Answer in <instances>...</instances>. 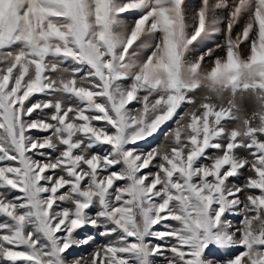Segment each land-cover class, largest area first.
I'll return each mask as SVG.
<instances>
[{
	"label": "snow or ice",
	"instance_id": "1",
	"mask_svg": "<svg viewBox=\"0 0 264 264\" xmlns=\"http://www.w3.org/2000/svg\"><path fill=\"white\" fill-rule=\"evenodd\" d=\"M0 218V264H264V0H0Z\"/></svg>",
	"mask_w": 264,
	"mask_h": 264
},
{
	"label": "rangeland",
	"instance_id": "2",
	"mask_svg": "<svg viewBox=\"0 0 264 264\" xmlns=\"http://www.w3.org/2000/svg\"><path fill=\"white\" fill-rule=\"evenodd\" d=\"M213 2H216V0H213ZM187 3H188V9H189V12L191 13V12H194V10L199 6V4H200V0H187ZM217 14H218V15H226V11H225V12H218ZM125 15H126V18H127V19H133V18H134V16H133L132 14H125ZM221 27H223V25H221ZM237 31H239V29H237ZM223 43H224V35H223V33H220V34H216V35H214V36L211 38L210 42H208V43L205 45V47H207V48H211V47L214 46V44H223ZM223 54H224L223 51H220V52L217 53L216 55L222 56ZM197 95H198V97H199V96L202 95V94H201V93H198ZM42 98H43V97H41V96H39V95L36 97V99H42ZM134 106H137V107H138V105H134ZM187 107H188V106L185 105V106L182 107L179 111H180V112H184L185 109H186ZM243 107H244V110L250 114L251 111H252L253 108H254V105H253L252 103H250V104H248V105H243ZM229 126L231 127V126H233V124L230 123ZM171 127H174V121L168 122V124H167V126L164 128V130L167 131V129H168V128H171ZM162 139H163V133H160L159 135L156 136L155 139L149 138V140H148L147 142H140V145H141V147L144 148V150H148V149H150L151 147H153V146L157 145L158 143H160V142L162 141ZM98 150H99V151H102V149H98ZM153 171H154V169H153ZM246 174H247V173L245 172V175H246ZM242 180H243V177H241V178H240L239 180H237L236 182L239 183V182H242ZM0 219H2V218H0ZM235 219L238 221V220H239V217H236ZM89 231H91V230H89ZM102 242H103L102 239L98 237V238H97V244H100V243H102ZM95 246H96V245H92L91 247H85V248H81V249H75V250L73 251V256H83V255H86L87 253L91 252L92 249H93Z\"/></svg>",
	"mask_w": 264,
	"mask_h": 264
},
{
	"label": "bare ground",
	"instance_id": "3",
	"mask_svg": "<svg viewBox=\"0 0 264 264\" xmlns=\"http://www.w3.org/2000/svg\"><path fill=\"white\" fill-rule=\"evenodd\" d=\"M220 51H217V53H219ZM216 53V54H217ZM250 103H252L251 101H248V102H246L244 105H248V104H250ZM253 104V103H252Z\"/></svg>",
	"mask_w": 264,
	"mask_h": 264
}]
</instances>
